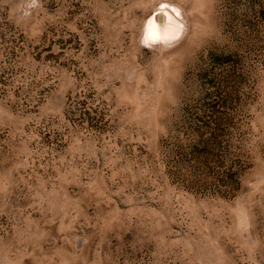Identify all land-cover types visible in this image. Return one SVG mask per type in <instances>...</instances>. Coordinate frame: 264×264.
I'll list each match as a JSON object with an SVG mask.
<instances>
[{"label":"rangeland","instance_id":"374dc122","mask_svg":"<svg viewBox=\"0 0 264 264\" xmlns=\"http://www.w3.org/2000/svg\"><path fill=\"white\" fill-rule=\"evenodd\" d=\"M0 264H264V0H0Z\"/></svg>","mask_w":264,"mask_h":264}]
</instances>
